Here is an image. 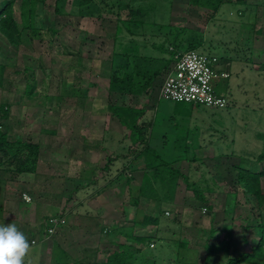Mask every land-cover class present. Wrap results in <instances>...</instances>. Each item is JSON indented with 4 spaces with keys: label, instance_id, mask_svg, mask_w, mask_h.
<instances>
[{
    "label": "rangeland",
    "instance_id": "obj_1",
    "mask_svg": "<svg viewBox=\"0 0 264 264\" xmlns=\"http://www.w3.org/2000/svg\"><path fill=\"white\" fill-rule=\"evenodd\" d=\"M17 1L18 5L20 0ZM36 6L35 31L22 32L15 44L0 35V65L6 67L0 78V128L7 134V141L11 145L6 146L8 157L0 160V170L11 155L25 152L14 142L18 138L24 142H35L40 138V130L41 134L45 131L43 136L48 137L47 139L50 137L48 145H45L47 149L43 147L44 152L53 149L54 154L58 152L60 155H69L74 151L71 149L78 145V136L103 128L99 123L97 126L89 125L88 121L94 120L91 116L107 118L110 123L117 120L108 110L111 105L137 106L139 110H144L140 120L148 126L146 135L149 146L165 160L171 161L179 155L186 159L191 157L192 150L182 152L185 142H188V148L191 144L195 148L200 144L208 147L211 140L214 141L210 146L214 147V154L223 153L228 156L227 159L218 160L219 162L227 161V164L233 165L239 161L238 156L245 157L250 163L256 161V155L263 149V142L257 136L264 134V78H257L250 71L243 70L240 74L238 61L242 59L246 62L248 58L244 54L231 56L234 61L228 82L232 86V101L224 110L215 111L158 100L159 86L167 72L156 79L153 87L141 91L137 96L118 95L109 90L112 79L121 80L126 72L133 77L134 90L140 89L153 70L150 62L145 60L168 57H162L164 55L154 50L152 45L171 40L174 26L187 29L176 40V44L181 41L180 43L188 45L189 41L199 40L197 35H191L190 30L202 32V43L198 50L222 60L225 59L223 45L229 46L232 42L231 48L235 51L238 48L233 31L224 30L221 24L213 31V23L207 30L199 11L189 7L188 0H45L44 5ZM238 9V6L226 4L221 11L224 12L223 17L236 21ZM15 10L18 20V10ZM230 12H233L231 17ZM76 17L83 19V24L88 18L93 19L89 28L92 31L95 22L102 21L103 25H99L103 29V36L92 35L88 29L82 30L78 26L76 28L72 24ZM99 18L102 20H98ZM218 21L220 22L215 20V24ZM114 23L121 28V34L114 44L113 59L108 60L111 49L107 47V40L112 37L111 25L114 26ZM123 62H126L127 68H118ZM138 70L143 72L144 77L136 75ZM237 83L247 92L245 95L235 89L234 85ZM28 85L34 86L30 95L26 92ZM146 107L150 109L145 110ZM103 129L107 130L106 127ZM185 130H190L189 137L179 138V133ZM51 131L54 133H48ZM122 134L126 136L127 131L117 132V135ZM54 135L57 137L52 139ZM95 144L98 148L106 147V142ZM209 150L201 155V162L198 161V164L203 163L205 173L189 169L185 174L190 184L202 190L210 188L208 180L214 175L212 170L219 165V162H211L210 156L213 154L211 148ZM0 177L4 180L1 188L5 186L3 190L7 192L8 204L15 206L18 197L22 196L19 181H16L17 175L12 170L7 173L0 171ZM234 177V169L216 176L214 182L217 192L204 191L206 201L202 204L194 198L185 182L179 179L181 187L177 201L181 206L178 215L182 228L186 225L193 226V217L199 216L202 224L197 240H193L187 230H182V238L179 240L190 246L186 249L190 254V260L186 264H204L207 255L204 245L209 243L207 236L210 219L216 220V223L211 224L219 232L214 244L223 240L225 229L231 230L235 235L241 233L242 240L256 228L253 224L257 225L256 217L260 215L255 213L263 206L260 208L252 196L237 190L233 184ZM260 182L264 189V179ZM51 194L54 192L51 191ZM225 195H235V198ZM213 262L211 259L210 264L221 263Z\"/></svg>",
    "mask_w": 264,
    "mask_h": 264
},
{
    "label": "crops",
    "instance_id": "obj_2",
    "mask_svg": "<svg viewBox=\"0 0 264 264\" xmlns=\"http://www.w3.org/2000/svg\"><path fill=\"white\" fill-rule=\"evenodd\" d=\"M8 1L12 4V17L19 34L28 30L35 31L37 14L34 9H36V5H44L45 0H28L27 3L20 0L18 5L17 0H0V17L2 18L5 15L4 5ZM55 1L57 2V0ZM226 4L238 6L236 21H229L223 17L224 12L221 11V8ZM15 8L18 10V20L15 17ZM29 9H32L33 12ZM229 14L231 17L233 12ZM92 20L88 18L83 24V19L76 17L72 20V24L76 28L78 26L82 30H89ZM215 20H220V22L215 24ZM100 23L103 25L102 21L95 22V26H92L93 31L89 30L92 35L103 36ZM210 24L213 25V31H216L214 29L217 26L220 27V24L224 30L233 31L237 41L235 43L238 45L237 52L231 48L232 42H230L229 46H222L225 52L223 55L225 61L220 59L221 69L228 72L229 78L218 83L219 91L231 98L230 94L233 91L228 82L234 61L231 56L244 54L248 57L246 62H243L242 59L238 61L240 74L244 70L253 72L257 78H264V0H225L219 6L215 16L206 23L207 30ZM248 30L250 32L247 33ZM115 31L116 24L114 23V26L111 25L112 37L107 40L109 43L107 47L111 49L108 60L113 59L114 55ZM0 35L8 40L1 32ZM97 52L101 51L97 50ZM5 70L6 67L0 65L2 76ZM234 86H236V90L239 89V92H236L243 95L247 93L238 86V83ZM133 100L136 101V99ZM231 101L232 98L229 106ZM129 107L135 110L140 109L137 106ZM192 107L195 106L192 105ZM4 109L6 110L7 107ZM149 109L145 108V110ZM91 118L94 120H89V125L97 126L99 123L107 130L102 128L101 130L96 129L92 133L81 134L77 138L78 145L71 149L74 151L69 155H60L58 152L54 154L53 149L44 152V149H47L45 145H48L50 141V137L47 139L48 137L43 136L45 131L41 134L40 130V134H38L40 138L35 142L26 141L39 148L35 170L32 173L17 175L16 181H19L22 196L18 197L15 206L8 204L7 192L3 190L5 186L1 188L4 180L0 177V223L5 225L16 223L28 239L39 240L42 234V223L49 216L60 213L65 217L66 224L58 229L54 236L32 246L31 258L34 264H186L190 260L188 256L190 254L186 249L190 246L189 243L183 242L179 238H182L181 233L185 229L193 240H197L200 225H202L200 217H193L191 220L193 226L186 225L182 228V224L179 222L180 215H178L181 206L177 201L180 198L179 187H181V182H178L182 178L177 177L173 194L168 195L165 188H162L158 182H153L152 186H149L151 174L162 170L165 166L172 172L183 176L189 169L205 173V169L202 168L203 163L198 164V161L201 162V155L206 151L209 152L210 148L213 154L210 156L212 163L219 162L218 160L223 158L227 159L228 156L223 153L214 154V147H210L214 141L211 140L208 143L211 145L208 147L200 144L193 148L191 144L188 148L189 144L185 142L182 152L192 150L191 157L186 159L179 155V157L175 156L176 158L168 161L156 152L158 155L156 164L151 162L146 155L145 149L151 147L146 135L148 126L141 120L138 121V125L146 128L145 141L133 143L129 135H117V132L121 133L125 130L118 120L110 123L107 118L103 119V117L95 115ZM96 120L98 121L95 123ZM100 131L102 132L100 133ZM1 132L5 133L2 130ZM48 133L53 134L54 132ZM189 135L190 130H185L179 133V138L189 137ZM56 137L57 135H54L51 138ZM95 142H106V147L98 148L95 146ZM43 147L45 148L43 149ZM174 148L176 150L175 146ZM161 163H164L165 166H155ZM190 166L193 167L190 168ZM231 169L232 167L227 164V161L221 160L219 165H216L215 170H212L213 177L207 179L210 182L209 185L212 186L209 188L211 190L209 193L217 192L214 182L216 176H221ZM142 189H145L143 194ZM261 189L264 191L263 185H261ZM238 190L242 194H246L244 191ZM51 191L54 194H51ZM23 195L27 196L29 201L24 200ZM225 196L235 198V195ZM258 206L263 207L255 213L260 216L256 217L258 222L256 226L253 224L254 228L256 227L253 232L252 229H249L252 233L250 236L247 235L248 240L247 238L241 240V233L235 235L231 230L225 229L223 240L214 244L215 237L219 235V232H216L211 224L216 220H209L207 236L209 243L204 245L205 250L207 249L204 264H210L211 259L214 262L221 261L220 264H227L228 261L240 258L245 254L250 256L253 247L261 242L263 243L259 254L257 253L254 257L247 258L238 264H264L263 202ZM209 207L210 205L208 209ZM223 218L225 219V217ZM223 243L227 245L223 247Z\"/></svg>",
    "mask_w": 264,
    "mask_h": 264
},
{
    "label": "trees",
    "instance_id": "obj_3",
    "mask_svg": "<svg viewBox=\"0 0 264 264\" xmlns=\"http://www.w3.org/2000/svg\"><path fill=\"white\" fill-rule=\"evenodd\" d=\"M224 1L225 0H188V6L197 9L199 11L198 13L200 17L205 21L204 24H206L215 16L219 6ZM27 2L28 0H24V3ZM11 5L12 4L10 1L6 2V4L4 5L5 15L3 18L0 17V32L11 43L15 44V41L18 42L20 34L12 17ZM29 11L33 12L32 9H29ZM136 13L137 12H134V14ZM199 27L201 26L199 25ZM186 31L187 29L184 27L174 26L171 40H164L162 43L158 45H154V44L152 45V48L154 50L160 52L161 55H164L162 57H165V55H168V57L159 58V59L147 58L146 60L144 58L145 61L148 60L150 62L149 64L153 67L152 68L153 70L146 77L147 80L145 84H143L142 87H140V89L134 90L135 86L133 84V77L128 72H126L124 73L123 78L121 80H117L116 78L112 79V82L110 83L111 88L109 87L110 92L117 93L118 95L120 94L123 96H137L141 93V91L143 90L145 91L149 87H153L156 84V79L162 77L163 73L167 72L168 69H170V67L174 63L175 55L182 54L188 51H199L198 49L201 46L203 35L202 32L199 33L196 32V30H190L191 35H197L199 40L195 39V41L193 42L189 41L188 45L180 43L181 41L180 42L177 41L176 44V40L183 33H186ZM120 34H121V28L117 26L115 31V36L113 38L114 44L115 41L118 39V37H120ZM168 47L171 50H169ZM179 50L181 51L178 52ZM124 55L125 54H123V56ZM120 66L127 68L126 62H123L122 65H119L118 68H120ZM138 71H136V75L144 77V75L142 74L143 72L141 71L138 72ZM1 76H2V72H0V77ZM26 88H27L26 91L27 94L30 95L32 90L34 89V86L28 85L26 86ZM175 104L182 105L183 103H175ZM190 106L192 107V105ZM108 110L112 113V116L115 119H117L118 122L122 125V127L127 131V135H129L133 143H137L138 141L142 143L145 141L144 134L146 132V128L138 125V121L141 119L144 110L142 109L135 110L125 106H114V105L109 106ZM257 137L259 138V140L263 142V149L259 154L256 155V161L250 163L251 162L250 160L246 159L243 156H239L237 157L239 161L236 164L231 165V167L235 171L233 184L234 186H236L237 190L240 189L244 191L246 194L252 196V198L255 199L257 204L260 205L262 202H264V191L261 189V182H260L261 179H264V134H259ZM7 139H8L7 134L0 131V160L2 158L6 159L8 157L6 146H11V145L9 144ZM14 144L20 146L22 149H24L25 152L11 155L9 160L5 162L3 168H1L0 171L1 172L5 171V173H7L10 170H12V173H14L15 175H19L21 173H32L35 170V165L38 159V150H39L38 146L24 142L22 140H16ZM145 150L149 160L157 164L158 155L156 151L151 148ZM257 164L259 165L257 166ZM155 166L161 167L165 165L164 163H161ZM165 167L162 170H158L155 171V173H152L151 180L149 179V177L147 178L148 181L150 180L149 186H152L153 182H158L161 184L162 188L163 187L165 188L166 194L171 195L173 194L176 185V179L179 176L185 182V185L188 188V190L192 191L194 198L198 200L200 203L203 202L205 203L206 198L204 191L210 192L211 191L210 189L207 188L205 190H202L199 187H195L194 184H190L188 182V178L186 176L179 175L177 172H172V170ZM152 179L154 180L152 181ZM141 191L143 194L145 192V189H142ZM262 243L263 242L253 247L250 256H248V254H245L240 258H236L234 260L228 261L227 264H238L244 262L247 258L254 257L257 253L258 254L260 253ZM226 245L227 244L223 243V247H225ZM252 264H256V263H252Z\"/></svg>",
    "mask_w": 264,
    "mask_h": 264
},
{
    "label": "built area",
    "instance_id": "obj_4",
    "mask_svg": "<svg viewBox=\"0 0 264 264\" xmlns=\"http://www.w3.org/2000/svg\"><path fill=\"white\" fill-rule=\"evenodd\" d=\"M229 78L221 69V60L201 51H188L174 56V63L159 86L158 100L190 104L209 110H224L230 104L229 97L219 91L218 83ZM23 199L29 198L23 195ZM168 214V213H166ZM66 224L62 214L49 216L42 224L39 240L30 238L33 245L54 236Z\"/></svg>",
    "mask_w": 264,
    "mask_h": 264
},
{
    "label": "clouds",
    "instance_id": "obj_5",
    "mask_svg": "<svg viewBox=\"0 0 264 264\" xmlns=\"http://www.w3.org/2000/svg\"><path fill=\"white\" fill-rule=\"evenodd\" d=\"M32 244L16 223H0V264H34Z\"/></svg>",
    "mask_w": 264,
    "mask_h": 264
}]
</instances>
